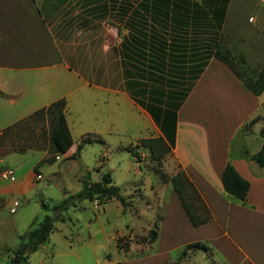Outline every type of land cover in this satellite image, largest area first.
I'll use <instances>...</instances> for the list:
<instances>
[{"label":"crops","instance_id":"obj_1","mask_svg":"<svg viewBox=\"0 0 264 264\" xmlns=\"http://www.w3.org/2000/svg\"><path fill=\"white\" fill-rule=\"evenodd\" d=\"M133 1L84 0L82 4L91 12L111 16L112 21L119 6L128 7ZM67 4L69 0H0V130L63 98L73 143L52 163L78 156L76 146L85 136L103 143L102 138L136 128L139 122L145 125V136L141 135L136 143L160 136L158 126L135 103L128 88L119 55L120 42L127 33L122 24L118 20L113 22L120 26V36L124 32L115 46L117 56H108L109 47L102 53L97 51L98 74H81V68L93 70V64L83 67L77 58L71 57L65 50L67 41L58 38L54 31L62 23ZM220 34L223 44L234 54L242 55L248 68L256 72L264 68V0H227ZM263 126L264 92L253 95L225 64L214 58L208 60L176 112L174 145L164 164H169L172 171L184 170L208 208L209 221L198 227L187 222L184 212L180 215L198 233V241L205 242L212 253L220 256L222 264H264V168L250 160L261 147L259 132ZM139 150L148 157L146 149ZM16 155L30 154L0 148V172L13 171L8 179L0 175V197L14 195L28 201L37 189L33 170L43 176V167L52 163L43 161L45 154L26 160ZM226 163L249 183L244 203L233 202L224 192L221 174ZM62 166L58 165L59 170L66 169ZM170 195L181 212L173 188ZM12 202L3 208L8 215L0 216V246L7 248L10 255L18 237L34 226L35 218L24 219L18 227L13 223L14 227H8L10 215H15L20 206L18 201L16 211L10 213ZM58 221L63 225L57 228L53 224L48 240L35 252L51 262L70 257L82 262L85 249L94 255L90 221L86 225L87 235L78 228L71 230L63 216ZM55 232L61 234V247H55L57 243L52 240ZM29 261L30 257L28 264Z\"/></svg>","mask_w":264,"mask_h":264},{"label":"trees","instance_id":"obj_2","mask_svg":"<svg viewBox=\"0 0 264 264\" xmlns=\"http://www.w3.org/2000/svg\"><path fill=\"white\" fill-rule=\"evenodd\" d=\"M226 3L227 0H134L128 7H118L117 17L127 32L120 42L119 55L128 88L135 103L150 114L161 132L160 136L140 139L138 145L148 151L149 160L158 168L174 145L176 112L209 59L225 64L253 95L264 92V68L257 72L248 68L242 55L234 54L223 44L220 25ZM103 8L108 7L103 5ZM117 28L119 32V26ZM64 110L65 101L61 98L0 130V148L17 154L46 151L53 162L55 156L65 153L73 143ZM46 127L44 142L43 134L37 131L44 132ZM259 135L261 147L250 160L264 168V126ZM93 142L102 143L90 136L83 137L75 153ZM128 152L136 162H141L137 152L130 149ZM88 175L81 181L77 193L56 204H40L44 211L54 212L53 216L44 215L39 223L18 237L8 264H28L30 254L48 240L54 222L76 201L97 198L105 204L116 200L122 210L125 209L128 203L114 187L109 172L102 173L97 182H90ZM159 177L166 180L162 172ZM169 181L190 225L198 227L208 222L209 210L184 170H178ZM221 182L230 200L244 203L249 183L230 163L222 170ZM156 238L155 222L148 232V241L153 243ZM198 249L207 250L208 245L200 241L188 243L180 256Z\"/></svg>","mask_w":264,"mask_h":264},{"label":"rangeland","instance_id":"obj_3","mask_svg":"<svg viewBox=\"0 0 264 264\" xmlns=\"http://www.w3.org/2000/svg\"><path fill=\"white\" fill-rule=\"evenodd\" d=\"M82 2L84 0H69L64 9L62 23L54 31L58 38L67 41L68 48L65 50L71 57L77 58L83 67L93 64V70L86 71L81 68V74H98L97 51L102 53L109 47L108 56L115 58V46L124 32L122 31L120 36L116 24L113 23L119 21L117 16L111 21V16H104L99 13L101 11L91 12ZM115 68L119 74L118 63ZM128 130L102 138L103 143L84 145L78 156L61 159L55 163L48 159L50 155L46 151H26L23 154L30 155L23 157L16 155L26 160L32 155L45 154L46 159L44 157L43 161L47 160L52 164L43 167V176L39 180L36 179L37 170H33V182L36 183L37 189L28 201L14 195L0 197L1 217L7 214L6 209H3L7 202L10 203L13 199L20 202L16 214L10 215L12 220L7 223L8 227H18L24 219L32 216L35 217L34 225L46 214L52 217L54 212L44 211L40 204H56L68 195L77 193L87 174L90 182H97L102 173L109 172L114 187L128 203L122 210L116 200L104 205L97 198L92 201H76L74 206L62 212V216L71 230L81 229L83 235L88 234L86 225L90 221L89 233L94 255L85 249L82 262L74 257L59 258L51 262L44 260L42 253L37 251L30 254L29 264H40L41 261L44 264H222L220 256L216 252L212 253L209 247L207 250H191L185 257L180 256L184 246L197 242L199 235L186 225L188 219L187 222L182 219L180 214L184 215L183 211H178L176 203L171 199L172 185L169 178L178 170L172 171L169 164H164L166 156L158 168L147 155H141L142 151L138 145L140 140L136 143V139L145 136L144 124L142 126L139 122L138 127ZM46 131L47 127L44 132L37 131V134H43L44 142L47 140ZM74 139L78 141L77 136H74ZM232 148L234 149V143ZM128 149L137 152L143 163L138 164ZM56 160L58 159L55 157L54 161ZM58 165H64L62 167L66 169L59 170ZM159 172L164 174L165 181L159 177ZM175 198L178 201L177 197ZM177 203L179 206V201ZM155 222L157 238L150 243L148 232L154 228ZM54 225L58 228L63 223L56 220ZM52 240L57 243L55 247H61L60 233L55 232ZM6 256L10 257L12 254L8 253L7 248L0 246V264H8Z\"/></svg>","mask_w":264,"mask_h":264},{"label":"built area","instance_id":"obj_4","mask_svg":"<svg viewBox=\"0 0 264 264\" xmlns=\"http://www.w3.org/2000/svg\"><path fill=\"white\" fill-rule=\"evenodd\" d=\"M55 157H56V159H59L57 156H55ZM12 174H13V171L11 169H7V170L3 171V174L1 176L5 179H8L12 176ZM36 179H38V180L41 179V175L39 173L36 174ZM17 206H18V201L12 202V206L9 210L10 213H14L16 211Z\"/></svg>","mask_w":264,"mask_h":264}]
</instances>
